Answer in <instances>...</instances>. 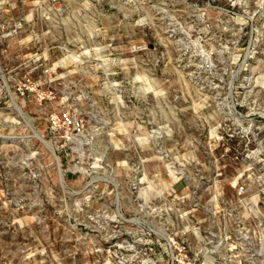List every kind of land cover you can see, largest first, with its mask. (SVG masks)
Masks as SVG:
<instances>
[{
    "label": "rangeland",
    "instance_id": "1",
    "mask_svg": "<svg viewBox=\"0 0 264 264\" xmlns=\"http://www.w3.org/2000/svg\"><path fill=\"white\" fill-rule=\"evenodd\" d=\"M140 178L192 264H264V0H0V264H169L107 220Z\"/></svg>",
    "mask_w": 264,
    "mask_h": 264
},
{
    "label": "built area",
    "instance_id": "2",
    "mask_svg": "<svg viewBox=\"0 0 264 264\" xmlns=\"http://www.w3.org/2000/svg\"><path fill=\"white\" fill-rule=\"evenodd\" d=\"M64 123L68 127L76 130L77 133L80 131L81 122L76 119L65 115ZM133 180L131 182L130 188L126 193V198H124L118 191L114 193L115 199V209L114 213L112 210V216L109 217V221H113L116 217L122 218L126 224L129 226V229L126 233L129 237H134L139 230L138 240L142 244H151V245H160L165 244L167 248H164L169 251L168 258L169 264H192L191 259L188 257L185 252L184 244L188 243V239L177 238L175 233H171L165 227V224L159 220V209L156 208L154 202L149 201L146 197L141 196V189L139 188V181ZM245 185L243 183H236V192L237 195L242 196L245 194ZM129 203H132L136 207V211L132 214L133 211L129 209ZM125 212L127 215L125 217ZM114 216V218H113ZM135 239H130L134 241ZM216 241V239H214ZM217 243L221 242V239L216 241ZM183 244V245H181ZM150 258V257H149ZM147 260V259H146ZM150 263L157 264L155 258L150 259ZM149 263V264H150ZM168 264V263H167Z\"/></svg>",
    "mask_w": 264,
    "mask_h": 264
},
{
    "label": "bare ground",
    "instance_id": "3",
    "mask_svg": "<svg viewBox=\"0 0 264 264\" xmlns=\"http://www.w3.org/2000/svg\"><path fill=\"white\" fill-rule=\"evenodd\" d=\"M216 99L219 101V100H221L222 99V95L221 94H216ZM219 103H221V102H219ZM50 151H51V153H52V156L54 157V159L56 160V162H59L60 160L58 159V157L55 155V153H54V151H53V149H52V147L50 146Z\"/></svg>",
    "mask_w": 264,
    "mask_h": 264
}]
</instances>
